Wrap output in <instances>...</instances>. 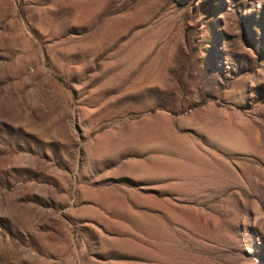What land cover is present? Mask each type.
I'll return each mask as SVG.
<instances>
[{
    "label": "rangeland",
    "instance_id": "1",
    "mask_svg": "<svg viewBox=\"0 0 264 264\" xmlns=\"http://www.w3.org/2000/svg\"><path fill=\"white\" fill-rule=\"evenodd\" d=\"M0 264H264V0H0Z\"/></svg>",
    "mask_w": 264,
    "mask_h": 264
}]
</instances>
